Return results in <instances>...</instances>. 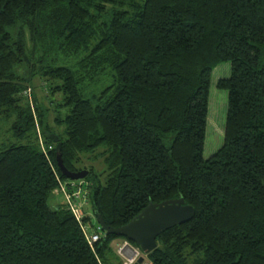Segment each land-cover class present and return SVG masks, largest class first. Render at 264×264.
I'll list each match as a JSON object with an SVG mask.
<instances>
[{"label": "trees", "instance_id": "obj_1", "mask_svg": "<svg viewBox=\"0 0 264 264\" xmlns=\"http://www.w3.org/2000/svg\"><path fill=\"white\" fill-rule=\"evenodd\" d=\"M223 63L225 138L205 158ZM58 149L88 175L67 178ZM62 183L80 220L49 201ZM179 198L195 216L142 264H264V0H0V264H123L97 215L119 227Z\"/></svg>", "mask_w": 264, "mask_h": 264}, {"label": "water", "instance_id": "obj_2", "mask_svg": "<svg viewBox=\"0 0 264 264\" xmlns=\"http://www.w3.org/2000/svg\"><path fill=\"white\" fill-rule=\"evenodd\" d=\"M57 160L62 173L69 179H83L89 173L87 169L78 171L68 169L63 162L59 149L57 150ZM195 213L193 205L187 204L183 198H179L160 203L151 202L137 217L119 227L106 225L101 214H98L97 218L100 227L105 231V235L124 236L137 243L147 254L158 246L157 237L162 231L190 221ZM144 260L145 257L140 256L137 264L144 263Z\"/></svg>", "mask_w": 264, "mask_h": 264}, {"label": "rangeland", "instance_id": "obj_3", "mask_svg": "<svg viewBox=\"0 0 264 264\" xmlns=\"http://www.w3.org/2000/svg\"><path fill=\"white\" fill-rule=\"evenodd\" d=\"M230 68V63H223L217 66L213 71V79L210 88L208 127L204 148L205 158H209L211 155H213L224 143V133L228 109V92L225 89L219 88L217 86L216 81L217 77L220 74H223L224 76H229ZM85 164L87 167L92 166L95 172L99 174L102 179H104L105 173H103V171L105 170L106 165L102 155H98L97 157L91 156L90 158L85 160ZM64 200L65 196L63 197V195H61L60 193H56L51 196L49 201L51 204L54 205L61 204L64 202ZM93 219L94 223L97 222L94 216ZM124 240L125 239H118L116 243H121ZM143 256L145 257V263H147L148 259L144 252Z\"/></svg>", "mask_w": 264, "mask_h": 264}, {"label": "built area", "instance_id": "obj_4", "mask_svg": "<svg viewBox=\"0 0 264 264\" xmlns=\"http://www.w3.org/2000/svg\"><path fill=\"white\" fill-rule=\"evenodd\" d=\"M61 191L63 192L75 216L80 220L84 215L83 206L86 204V198L84 197L85 194L81 193V189L78 191L76 190L77 193L75 191H68L65 183H62ZM74 196H77L78 198H74ZM79 197L81 198L79 199ZM88 239L89 243L93 245L94 242L100 239V234L93 233L88 235ZM116 249L123 260V264H137L139 257L143 255L141 247L135 246L128 239H125L121 243H116Z\"/></svg>", "mask_w": 264, "mask_h": 264}]
</instances>
